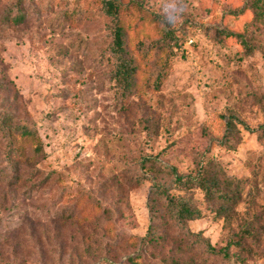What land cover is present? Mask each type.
I'll return each instance as SVG.
<instances>
[{
	"label": "rangeland",
	"instance_id": "rangeland-1",
	"mask_svg": "<svg viewBox=\"0 0 264 264\" xmlns=\"http://www.w3.org/2000/svg\"><path fill=\"white\" fill-rule=\"evenodd\" d=\"M102 1L0 0V264H132L136 253L143 264H244L240 255L264 264V0H137L166 22L131 29L141 70L128 94L112 79ZM19 11L22 23L5 20ZM229 30L243 37L229 40ZM231 112L252 131L239 125L227 147ZM1 121L34 127L44 153L24 141L13 172ZM145 156L183 174H195L200 158L219 163L243 180L233 215L218 216L222 201L193 188L205 215L175 226L152 181L126 178ZM188 231L230 259L203 254ZM148 235L154 241L141 240Z\"/></svg>",
	"mask_w": 264,
	"mask_h": 264
},
{
	"label": "trees",
	"instance_id": "trees-1",
	"mask_svg": "<svg viewBox=\"0 0 264 264\" xmlns=\"http://www.w3.org/2000/svg\"><path fill=\"white\" fill-rule=\"evenodd\" d=\"M102 9L104 13L110 18L111 36L112 41L110 43L109 53L113 59V71L112 79L119 86L122 93L128 94L132 92L139 84V76L141 70L140 61L137 57H133L129 54V44L131 42V29H135L139 24H161L166 22L164 15L149 10L142 2L132 0L129 3H125L123 0H103ZM26 14L23 11H19L15 16L11 17L10 13L5 16L7 22L20 24L24 21ZM133 24H135L133 26ZM133 27V28H132ZM225 33V31H224ZM166 35H171L170 31H165ZM229 40H237L239 37H243L242 34L236 31H226L225 34ZM242 43H246L247 48L249 44L245 40ZM160 45L153 46L152 48H159ZM165 50V49H162ZM152 51L146 53L149 55ZM161 81L158 82V86ZM227 121H224L225 132L220 144L223 146L231 147L234 142V137L240 132L239 125H242L248 131H252L251 127L247 125L238 115L230 113L226 115ZM2 127L8 131V150H7V162L11 166L13 172H17L20 169L19 164L24 161L25 153L23 142L30 140L35 145V151L38 155L44 153L43 142L38 135L37 130L34 127L28 125L13 127L5 121H1ZM264 131V130H263ZM161 154V153H160ZM156 156H145L142 158V168L140 174L135 175L134 178L129 175L127 179L134 180L137 184H140L143 180L149 179L152 181L153 196L156 201H160L164 206L165 213L168 215L175 226L180 229L185 228L187 223L191 220H198L204 217V212L199 207L197 201L191 193L193 188H199L204 193L206 198L211 201L214 199L222 201V204L216 209L218 216L231 217L233 215V206L236 205L240 199L241 190L243 187V180L229 176L220 167L219 163L209 160L203 161L198 159V168L195 174H183L180 173L177 167L166 164L164 169L155 168ZM157 170V171H155ZM217 170V171H216ZM175 189L180 193H173ZM158 210V209H157ZM152 226L150 225L148 234L152 232ZM246 236L257 238V232L251 229L249 225L244 227ZM192 242H196L199 247L202 248V253L209 255L222 256L225 259H230L229 249L220 248L217 249L213 246L209 239L205 238L202 232L194 233L188 231ZM154 236H144L141 240L146 242L154 241ZM241 249L246 248V241L232 240ZM133 244H137L136 240L132 241ZM141 253L129 256V261L132 264L139 263V257ZM206 255V256H207ZM244 262L241 255L238 257ZM204 264H208L205 260ZM167 264H196L193 257H189L186 260H170ZM201 264V263H200Z\"/></svg>",
	"mask_w": 264,
	"mask_h": 264
}]
</instances>
